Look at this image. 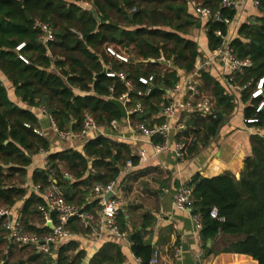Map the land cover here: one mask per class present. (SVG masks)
I'll use <instances>...</instances> for the list:
<instances>
[{"label":"trees","instance_id":"1","mask_svg":"<svg viewBox=\"0 0 264 264\" xmlns=\"http://www.w3.org/2000/svg\"><path fill=\"white\" fill-rule=\"evenodd\" d=\"M221 3L222 0H0V206L21 208L25 232L43 236L52 231L43 225L39 210L45 199L39 192L29 191V181L44 188L55 180L68 203L78 205L81 212L95 214L102 209L95 185L118 180L129 159L134 166L139 164L129 143L106 135L88 140L82 149L51 150V141L39 133L38 112L44 110L58 129L79 130L86 114L107 127L114 121L123 122L125 110L141 103L144 112L132 113L131 119L149 126L161 124L164 118L158 115L169 102L167 91L179 81L180 73L194 69L201 55L198 31L205 28L210 50L223 42L216 32L225 35L228 31L225 22L202 21L196 5L234 18L236 11L223 8ZM258 11L240 25L231 42L239 57L253 63L234 82L249 84L241 92V99L245 104L244 118L257 120L248 123L255 131L251 137L252 154L245 159L240 178L232 172L214 177L196 173L186 185L192 189V212L202 216L204 246L220 234L231 235L236 239L223 252L245 254L264 264V109L257 112L264 96L252 97L257 83L264 78V0ZM38 22L51 27L54 40L41 42ZM104 67L107 73H103ZM151 77L148 84L141 81ZM199 79L201 98L210 99L212 111L181 113L180 122L185 128L175 132V140L185 144L186 157L198 152L200 144L207 146L236 108L234 95L212 72H202ZM125 93L128 97L121 102ZM162 140L160 135L153 137L154 143ZM42 150L50 151L46 167L30 173L34 158ZM214 207L224 220L211 216ZM56 217L53 214L54 223ZM155 222V215L147 212L142 216L141 229L129 230L126 212L121 210L117 215L119 230L129 231L132 251L142 264H150L156 251L144 240V231ZM67 226L74 232L82 229L78 216L72 217ZM27 248L31 250L27 252ZM114 248L115 245L103 247L90 264L122 262V253L114 255ZM84 258L79 242L63 241L56 264H82ZM53 262L50 254L40 253L35 246L19 248L8 239L0 220V264Z\"/></svg>","mask_w":264,"mask_h":264},{"label":"crops","instance_id":"2","mask_svg":"<svg viewBox=\"0 0 264 264\" xmlns=\"http://www.w3.org/2000/svg\"><path fill=\"white\" fill-rule=\"evenodd\" d=\"M258 12L253 0H246L238 13L236 23L229 32V36L235 38L240 25L248 21L251 16L258 14ZM197 39L201 47L200 56H207L211 50L208 47L204 27L198 31ZM225 71V66L220 61H216L210 70L225 84L229 92L228 85L224 80ZM0 77H2L1 72ZM7 86L12 92V85L8 83ZM233 95L236 108L229 115L224 126L216 136L210 139L207 146L204 147L200 144L198 152L185 159L179 158L175 151L177 144L175 132L172 133L170 147L158 154L154 150L153 139H149L141 132L137 133L135 138L132 137L131 128L136 122L131 119L127 109L125 110L123 122L118 123L116 127L112 125L102 127L100 131L89 134L84 141H61L52 118L42 111L38 112V116L40 118L41 131L51 141V150L82 149L88 140L100 134L130 144L132 154L139 158V164L123 168L117 182L115 200L121 203L120 211L126 212L129 230L134 228L141 229L143 214L151 212L155 215L156 222L144 231V240L151 243L156 252H158L159 262L157 264H259L251 256L222 251L230 241L236 239V237L231 235L220 234L215 240H210L207 247H205L201 239V233L197 230L194 223L192 210H180L175 206L174 196L176 192L181 185H186L196 173H200L205 177H214L225 172H232L236 176L241 175L245 159L251 156V137L255 131L253 127L244 122L243 110L245 104L241 99V92L235 90ZM180 116L181 112L178 113L176 120ZM141 150L145 152L144 157L139 155ZM49 153L50 151L48 153L41 152L34 158L29 168L30 173L36 168H44L46 166ZM128 173H131L129 175H133L134 179L138 174L140 175L138 177L150 181V186L147 184L146 189L141 188V197L137 199L132 197L133 192L128 195L124 189V186L129 185V183L127 184L128 180H126ZM123 180L125 181L121 184ZM167 180L168 182L164 184ZM28 184L29 191H35L36 185L31 184V181ZM144 190L145 193L143 192ZM95 196L99 198L97 193H95ZM131 207H133V210L130 209ZM128 208L130 209L129 212ZM91 214L93 217L89 221L88 227H85L80 222L81 231H73L74 236L72 238L60 240L53 246L54 249H52L50 255L54 258V264H56L57 252L61 242L69 240L79 242L80 248L85 251V258L82 264H90L93 257L107 245H115L112 250L114 255L119 251L123 255L122 262L114 260L110 264H142V260L132 251L128 230L125 232L120 231L122 234L112 232L103 226L101 210ZM211 250L213 251L212 253Z\"/></svg>","mask_w":264,"mask_h":264},{"label":"built area","instance_id":"3","mask_svg":"<svg viewBox=\"0 0 264 264\" xmlns=\"http://www.w3.org/2000/svg\"><path fill=\"white\" fill-rule=\"evenodd\" d=\"M246 0H222L221 6L226 9L235 10L236 14L234 18L229 19L222 16L220 11H213L211 8L204 7L201 5H196V13L202 21L208 19H214L215 21L225 22L228 25L227 34H223L221 31H217L218 36L223 37L222 44L213 49L207 54V56H199L197 58L194 69L191 72L180 73L179 81L174 85L173 88L167 91V99L169 100L158 115V117H163L164 122L161 124H155L153 126L147 125L145 122H139L132 126L131 135L136 137L137 133H143L149 139H153L155 135H160L162 137L161 143H153L154 150L158 154L159 152L166 151L171 144V136L173 132L182 130L185 128V124L180 122L179 117H176L179 112H192L200 111L204 114H209L212 111V103L209 98H201L202 92L200 88V76L202 72H210L216 61H220L225 66L224 80L228 85L229 92L234 94L237 90L242 92L244 89L249 87V84L244 86L235 84L236 76L243 74L245 69L252 66V61L248 58H241L237 55L234 48L231 46V42L234 39L229 36V32L232 26L236 23L238 13L242 9ZM261 0H253L256 8L259 7ZM42 29V34L40 40L43 43L54 40V33L51 27L42 22H38ZM127 60L126 58H123ZM113 75V74H110ZM124 77L123 75L121 76ZM153 78L149 80L142 78L141 81L148 84ZM149 92V91H148ZM259 96H264V78H261L257 83L256 88L252 92V97L257 98ZM128 94L125 93L120 98L123 102L127 99ZM264 109V101H261L257 107V112ZM129 115L132 113H143L144 107L141 103L137 104L132 110H128ZM44 112V110H42ZM256 119H244L246 124L256 122ZM119 122H112V126L116 127ZM55 124V123H54ZM56 127V125H55ZM102 126H100L90 114H86L84 124L81 129H58L56 127V132L61 141L67 142L70 140H86L89 134L92 132L100 131ZM42 135L43 132L39 131ZM103 135V134H100ZM95 138V137H94ZM185 144L182 142H177L175 151L179 158L185 159L184 154ZM43 153H48V150H42ZM140 157H144L145 152H139ZM47 165V164H46ZM127 167H133V161L131 159L126 161ZM46 167V166H45ZM62 172L68 175V172L61 166ZM117 182L118 180H113L107 185L96 184L94 187L95 193L99 195L100 202L102 205V217L103 226L112 232L117 234H122L118 228L117 215L119 214L121 203L115 200L117 193ZM35 191L39 192L45 199V204L39 206V210L44 219V226H48V222L53 223L52 231L49 234L43 236L37 234H30L25 232L23 229L21 216V208L19 207H5L0 206V220H3V225L7 230V237L12 242L16 243L19 247L24 246H35L40 253L50 254L52 251V246L57 244L60 240L70 239L74 236V232L67 226L69 220L78 216L80 222L85 226H89V221L92 219V214L88 212H81V208L78 205L68 203L65 200L62 188L57 184L55 180L51 181L48 186L42 188L40 185L35 186ZM114 191V196L110 199H106V195ZM175 206L180 210H188L193 208V198L192 189L187 185H181L175 196ZM53 214H56L57 223H54ZM211 216L213 218H218L219 220H224L223 217L219 215L218 209L214 207L211 210ZM193 220L198 231L203 228L202 216L200 213H193ZM125 235V234H123ZM202 239V237H201ZM42 242V243H41ZM159 254L155 251L150 264H157L159 262Z\"/></svg>","mask_w":264,"mask_h":264},{"label":"rangeland","instance_id":"4","mask_svg":"<svg viewBox=\"0 0 264 264\" xmlns=\"http://www.w3.org/2000/svg\"><path fill=\"white\" fill-rule=\"evenodd\" d=\"M85 5L91 6L88 3H85ZM129 174L131 175V173H128L129 177L126 178V180H128L127 184L129 183V185H127L126 187L124 186V189L128 193V195H130L133 192L132 197L137 199L138 197H141L140 191H142L143 188L146 189L147 184L148 186H150V181L140 177L134 179L133 175L130 176ZM143 192L145 193V190ZM30 250L31 248H27V252Z\"/></svg>","mask_w":264,"mask_h":264},{"label":"water","instance_id":"5","mask_svg":"<svg viewBox=\"0 0 264 264\" xmlns=\"http://www.w3.org/2000/svg\"><path fill=\"white\" fill-rule=\"evenodd\" d=\"M103 73H107V67H104ZM237 177L240 178V175H237ZM70 178H71L70 176H67V179H70ZM114 194H115V192L111 191L110 193H108L106 195V199L110 200L114 196ZM47 225H48V227H50V229L53 228V223L52 222H48Z\"/></svg>","mask_w":264,"mask_h":264}]
</instances>
